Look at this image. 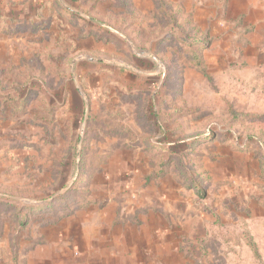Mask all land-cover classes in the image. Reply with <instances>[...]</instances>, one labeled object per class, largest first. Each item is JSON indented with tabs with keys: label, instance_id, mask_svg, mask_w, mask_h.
Masks as SVG:
<instances>
[{
	"label": "rangeland",
	"instance_id": "1",
	"mask_svg": "<svg viewBox=\"0 0 264 264\" xmlns=\"http://www.w3.org/2000/svg\"><path fill=\"white\" fill-rule=\"evenodd\" d=\"M0 264H264V0H0Z\"/></svg>",
	"mask_w": 264,
	"mask_h": 264
},
{
	"label": "trees",
	"instance_id": "2",
	"mask_svg": "<svg viewBox=\"0 0 264 264\" xmlns=\"http://www.w3.org/2000/svg\"><path fill=\"white\" fill-rule=\"evenodd\" d=\"M249 246L252 247L254 251H257V250H256L257 247H256L255 242L253 243V242L251 241Z\"/></svg>",
	"mask_w": 264,
	"mask_h": 264
}]
</instances>
